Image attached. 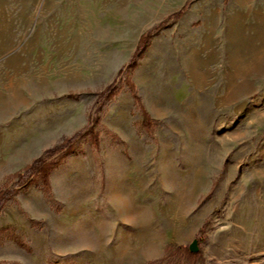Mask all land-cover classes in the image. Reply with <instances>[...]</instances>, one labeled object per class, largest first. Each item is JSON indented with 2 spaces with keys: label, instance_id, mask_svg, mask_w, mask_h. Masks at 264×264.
<instances>
[{
  "label": "rangeland",
  "instance_id": "1",
  "mask_svg": "<svg viewBox=\"0 0 264 264\" xmlns=\"http://www.w3.org/2000/svg\"><path fill=\"white\" fill-rule=\"evenodd\" d=\"M98 119L5 207L0 264H264V0H0V186Z\"/></svg>",
  "mask_w": 264,
  "mask_h": 264
},
{
  "label": "trees",
  "instance_id": "2",
  "mask_svg": "<svg viewBox=\"0 0 264 264\" xmlns=\"http://www.w3.org/2000/svg\"><path fill=\"white\" fill-rule=\"evenodd\" d=\"M185 11L186 6L180 12L170 16L168 18V21L176 22L184 15ZM165 27L166 24H162L151 30L150 32L142 35L134 55L132 56L128 64L120 70V75H122L126 71L127 75H130V73L138 68L139 62L143 59L146 52L147 45L155 36L159 35L161 29ZM126 85L132 93L136 107L142 114L144 130L148 133H153L155 130L154 121L146 110L142 99L138 94L136 85L133 83L130 77L126 79ZM114 87V85L109 86L103 92H101L98 96V101L103 103L112 101L119 93V90L115 89ZM99 122V119L93 121L91 127L78 131L71 137L66 138L61 144L47 150L44 155H42L38 159H35L24 170L10 176L6 180V182L2 186H0V216L2 215L8 203L14 200V198L17 197L26 187L41 185L47 195L51 194V175L58 166V163L54 161L56 156L71 155L74 152L79 141L87 136L90 137L93 146L96 149H99L101 144L100 134L95 129V126L98 125ZM3 233L4 230H0V242ZM198 242L200 246L203 243L202 240H198ZM167 252L172 253V255L174 256L186 258L192 264H196V262H198L203 255L202 249L195 253L190 250L189 246H168Z\"/></svg>",
  "mask_w": 264,
  "mask_h": 264
},
{
  "label": "water",
  "instance_id": "3",
  "mask_svg": "<svg viewBox=\"0 0 264 264\" xmlns=\"http://www.w3.org/2000/svg\"><path fill=\"white\" fill-rule=\"evenodd\" d=\"M190 250L192 251V252H198L199 250H200V248H199V243H198V241L197 240H195L191 245H190Z\"/></svg>",
  "mask_w": 264,
  "mask_h": 264
},
{
  "label": "bare ground",
  "instance_id": "4",
  "mask_svg": "<svg viewBox=\"0 0 264 264\" xmlns=\"http://www.w3.org/2000/svg\"><path fill=\"white\" fill-rule=\"evenodd\" d=\"M122 202H123V200H122Z\"/></svg>",
  "mask_w": 264,
  "mask_h": 264
}]
</instances>
